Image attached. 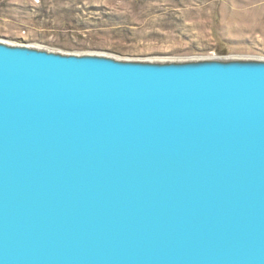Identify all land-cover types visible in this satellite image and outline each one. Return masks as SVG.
<instances>
[{"label":"water","instance_id":"1","mask_svg":"<svg viewBox=\"0 0 264 264\" xmlns=\"http://www.w3.org/2000/svg\"><path fill=\"white\" fill-rule=\"evenodd\" d=\"M0 264H264V59L0 41Z\"/></svg>","mask_w":264,"mask_h":264},{"label":"rangeland","instance_id":"2","mask_svg":"<svg viewBox=\"0 0 264 264\" xmlns=\"http://www.w3.org/2000/svg\"><path fill=\"white\" fill-rule=\"evenodd\" d=\"M0 41L117 59H264V0H0Z\"/></svg>","mask_w":264,"mask_h":264}]
</instances>
